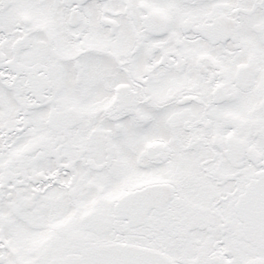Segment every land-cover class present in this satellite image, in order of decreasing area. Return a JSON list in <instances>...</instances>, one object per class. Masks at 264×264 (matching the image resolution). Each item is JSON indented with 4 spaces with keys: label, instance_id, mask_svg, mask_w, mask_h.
<instances>
[{
    "label": "snow or ice",
    "instance_id": "1",
    "mask_svg": "<svg viewBox=\"0 0 264 264\" xmlns=\"http://www.w3.org/2000/svg\"><path fill=\"white\" fill-rule=\"evenodd\" d=\"M0 264H264V0H0Z\"/></svg>",
    "mask_w": 264,
    "mask_h": 264
}]
</instances>
